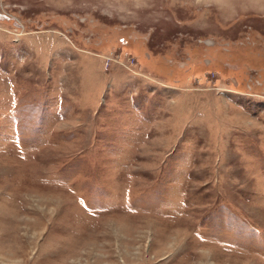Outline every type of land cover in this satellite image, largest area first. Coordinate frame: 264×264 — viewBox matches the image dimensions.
<instances>
[{
    "label": "rangeland",
    "instance_id": "1",
    "mask_svg": "<svg viewBox=\"0 0 264 264\" xmlns=\"http://www.w3.org/2000/svg\"><path fill=\"white\" fill-rule=\"evenodd\" d=\"M0 14V264H264V0Z\"/></svg>",
    "mask_w": 264,
    "mask_h": 264
},
{
    "label": "water",
    "instance_id": "2",
    "mask_svg": "<svg viewBox=\"0 0 264 264\" xmlns=\"http://www.w3.org/2000/svg\"><path fill=\"white\" fill-rule=\"evenodd\" d=\"M6 17L0 14V20L5 19Z\"/></svg>",
    "mask_w": 264,
    "mask_h": 264
}]
</instances>
